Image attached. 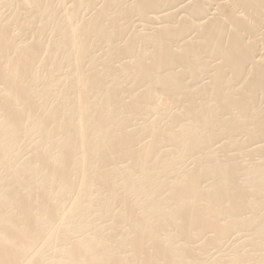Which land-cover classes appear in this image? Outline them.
Masks as SVG:
<instances>
[{
    "label": "bare ground",
    "instance_id": "bare-ground-1",
    "mask_svg": "<svg viewBox=\"0 0 264 264\" xmlns=\"http://www.w3.org/2000/svg\"><path fill=\"white\" fill-rule=\"evenodd\" d=\"M0 264H264V0H0Z\"/></svg>",
    "mask_w": 264,
    "mask_h": 264
}]
</instances>
